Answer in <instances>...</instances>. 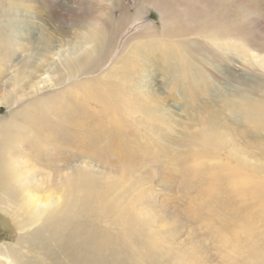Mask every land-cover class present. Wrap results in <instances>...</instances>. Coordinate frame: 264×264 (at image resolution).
<instances>
[{
	"label": "bare ground",
	"instance_id": "1",
	"mask_svg": "<svg viewBox=\"0 0 264 264\" xmlns=\"http://www.w3.org/2000/svg\"><path fill=\"white\" fill-rule=\"evenodd\" d=\"M20 6L18 0L0 1V108L11 112L8 121L0 120V225L10 233L9 242L0 241V264H264V98L227 97L221 107L204 103L207 71L195 49L186 50L197 43L201 57L206 52L218 60L223 49L249 55L247 45L237 48L231 27L201 22L171 30L174 41L168 46L177 52L163 57L170 69L164 77L193 114V126H183L191 131L185 142L197 141L201 156L212 154L218 163L205 173L216 192L201 193L209 183L197 181L196 197L170 198L140 193V170L127 171L124 163L117 170L100 168L103 162L90 159V147L79 148L87 125L72 128L58 121H63L60 96L104 85L108 96L98 97L100 115L88 122L108 136V147L130 136L125 129L137 124L150 130L148 135L179 144L162 131H172L167 123L172 116L158 94L133 85L119 89L117 79L125 70L111 69L112 78L98 84L110 54L119 55L113 66L126 58L131 62L136 53L142 60L146 40L163 46L170 40H159V29L150 25L129 39L138 43L133 47L118 37L123 28L106 40L96 27L84 26L67 51L43 36L44 48H37L42 54L32 57L33 37L16 35L12 13ZM32 6L25 1L28 12ZM171 23L166 21L162 37Z\"/></svg>",
	"mask_w": 264,
	"mask_h": 264
},
{
	"label": "rangeland",
	"instance_id": "2",
	"mask_svg": "<svg viewBox=\"0 0 264 264\" xmlns=\"http://www.w3.org/2000/svg\"><path fill=\"white\" fill-rule=\"evenodd\" d=\"M25 1L28 0H18L21 6L18 7L17 12L12 13V16L16 18L15 25L18 26L16 35L25 37L28 34L30 38L33 37L32 57L42 54L40 51L44 45L40 44V39L43 36L47 39L52 38L55 48L66 46L64 51H67L84 26H88L89 29L96 27L100 37L102 39L106 37V40L123 28L118 37L123 36L121 42L125 44L129 42L132 45L133 39H129L144 30L147 31L150 25L159 29L157 34L154 32L152 34H156L159 40H170L164 41L165 46L151 42L150 39L146 40L148 44L145 45L142 60L136 53L131 62L126 58L121 60L119 65L114 66L115 59L119 55L110 54L101 67L105 71L98 84L112 78L109 76L111 69L118 73L125 70L121 74V79H117L119 89L130 88L133 85L158 94L168 114L172 116L167 121L172 124V131L163 125L161 128L166 129L162 131H168L170 138L178 139L179 144L148 135L147 133H151L150 130L137 124L125 129V133H130V136L120 138L112 147H108L105 143V138L108 136H103L101 128L97 125L90 128L91 123L88 122L89 118L100 115L97 106L102 108L103 105L98 97L108 96L104 85L98 86V91L85 89L87 88L85 86L84 91L69 90L70 95L60 96L63 101L60 107L63 121L58 119L59 124H71L69 126L72 128L78 124H86L87 128L81 135L83 146L79 148L88 150L90 147V159L93 156L94 161L103 162V164L99 163L100 168L110 166L113 170H117L124 163L123 168H127V171L140 170L141 174L136 186L140 193L144 190L155 194L166 193L170 198L174 196L181 198L186 195L196 197L199 193L197 181L209 183L200 190L201 193L216 192L205 173L218 161L212 154L210 157L201 156L202 150L197 141L193 144L185 142L191 131H185L183 126H193L190 120L193 114L185 109V100H182L177 90H173L165 79L164 74L170 72V69L166 68L163 57H170V53L177 52L176 46H168L174 41L171 40L173 39L171 30L176 32L183 27L201 22H203L201 25L206 27L213 24H218L220 27L228 25L231 27L233 37L237 39V48L241 50L245 44L253 53L242 55L235 49L231 51L223 49L220 52L221 58L217 60L210 58L206 52H204L206 56L201 57L197 52L199 45L197 43L186 46L188 51L195 49L196 53L194 52L193 55L197 54L203 64L200 68L203 70L205 67L208 74L207 92L203 93L201 98L204 103L216 107H221L222 101L227 97L238 99L247 96L252 100L264 98V0H32L35 6H32L31 12L24 7ZM1 12L3 9L0 7ZM166 21L172 23L162 37L160 31H164ZM137 45L138 43L133 47ZM98 46L100 43L95 47ZM37 48L41 50L38 51ZM256 55H260V58H256ZM93 60L96 61V54ZM207 60L212 61L207 62ZM130 78L135 79L134 84L129 82ZM77 80L73 81L79 83L80 81ZM127 98L123 97V100ZM8 110L10 109L0 108L1 121L6 122L11 118V112L9 113ZM6 114L8 116H5ZM232 122L235 127H239V120L235 119ZM132 128H135V131ZM219 157L224 161L226 155L222 152ZM113 160L117 163L113 164ZM108 161L109 164L104 165V162ZM197 173L203 174L201 178L196 177ZM37 178L41 179V174H37ZM226 186L231 192V187ZM166 188L169 191H166ZM4 230L0 225V241L9 242L10 233Z\"/></svg>",
	"mask_w": 264,
	"mask_h": 264
}]
</instances>
